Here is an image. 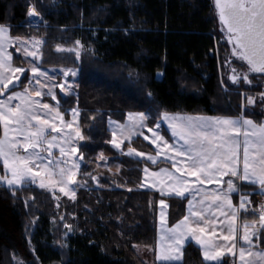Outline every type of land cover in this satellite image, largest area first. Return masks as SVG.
I'll use <instances>...</instances> for the list:
<instances>
[{"label":"trees","instance_id":"16d2710c","mask_svg":"<svg viewBox=\"0 0 264 264\" xmlns=\"http://www.w3.org/2000/svg\"><path fill=\"white\" fill-rule=\"evenodd\" d=\"M32 4L46 26H25ZM6 24L13 35L44 38L43 68L79 70L76 94L60 96L61 110L66 118L69 109L80 110L86 137L79 145L82 176L95 174L99 183L87 179L75 200L63 197L57 202L45 189L0 185V264H236L231 257L205 262L193 243L184 248L181 263L154 260L159 201L168 203L173 226L185 217L189 198L141 189L145 161L121 156L111 145L108 129V119L123 120L130 112H148L153 120L167 112L243 116L264 123V74H250L232 55L233 45L226 41L229 35L222 30L213 1L0 0V25ZM58 46H81L79 59L76 52H58ZM20 59L16 56L15 63ZM236 67L251 84L227 80ZM27 79L25 75L23 86L15 89L23 88ZM249 97L254 98L250 105ZM127 146L154 152L141 138ZM99 153L118 160L120 171L111 175L97 169ZM258 188L240 185L253 203L250 208L260 205ZM245 219L251 221L252 213L242 211L241 222ZM65 223L75 231L62 241ZM137 247L148 249L149 258ZM257 247L264 248V232Z\"/></svg>","mask_w":264,"mask_h":264},{"label":"snow or ice","instance_id":"6c2138e0","mask_svg":"<svg viewBox=\"0 0 264 264\" xmlns=\"http://www.w3.org/2000/svg\"><path fill=\"white\" fill-rule=\"evenodd\" d=\"M215 6L223 26L222 30L226 29L229 43L233 45L232 55L246 62L249 71L264 74V0H215ZM28 15L39 17L40 14L32 7ZM5 33L6 29L0 26V96L5 97L0 99V125L3 126L0 158L3 160L5 170V174L0 175V183L16 190H22L26 182L38 184L41 189L52 190L58 187L61 193L74 199L75 190L69 186L76 183L80 167L79 163L72 159L79 151L74 141L83 137L79 130L65 133L64 129H72V124H65L61 114L49 104L32 100L26 87L24 92L15 91L16 84L13 81L20 80V76L16 74L23 75L25 69L12 66V57L5 51ZM40 43L35 41L36 51H29L23 44L21 47L27 56L35 60L38 58ZM76 43L79 45V41ZM56 50L74 51L61 47H57ZM76 56L79 59L78 52ZM61 71L65 77L70 74L76 75L71 69ZM231 71L229 79L235 84L240 80V74H237L235 68ZM31 72L33 77L28 83L32 84L34 81L40 85L35 89V95L38 97L46 94L56 100L52 91L54 87L66 92L67 85V90H71L72 86L67 84V81L59 85L41 83L39 77L48 80L52 77L42 72L38 66H33ZM131 75L133 74L130 73ZM243 79L251 83L247 75H243ZM9 85L13 86L12 90L5 96ZM45 87L48 91L42 93L41 89ZM15 101L19 102L14 103ZM247 102L254 103L251 97ZM54 111L55 118H59L61 122V127H57L56 123L49 119ZM72 115L75 117L78 112L73 109ZM160 115L171 130L172 143L157 131L161 127L160 122L147 128L152 134L151 139L144 135L143 129L147 127L145 122L149 116L143 112L129 113L130 124L118 129L124 139H130L133 134L140 135L144 140H150L157 149L156 155L153 156L129 146L124 155L146 158L152 164H156L158 157L163 155L164 161H169L171 168L175 169L174 172L168 168L149 172L145 167L143 169L145 177L151 178L149 187H155L162 197L186 198V194L191 193L192 199L195 200L199 196L195 205L189 200L188 215L173 228L162 229L156 259L161 262L180 260L184 242L191 237L202 249L205 261L219 262L227 253L233 258L238 255L240 264H264V251L252 250L255 247L253 237L258 238V234L264 232V203L259 209L250 208L249 195L242 192L233 179L226 182V191L209 192L203 187L220 185L222 178L229 176L246 184L258 185L260 193L264 195V125L257 126L243 116L232 119L193 118L170 115L167 112ZM112 135L111 143L116 149H121L123 139L120 142L116 141V131H113ZM240 136L244 137L242 156L241 144L237 139ZM54 148H58L59 159L53 158ZM21 150L24 155L18 154ZM100 158H103L102 154ZM78 160H83V156L80 155ZM193 177L194 180L191 179ZM233 192L239 195L238 207L233 205L230 198ZM159 204L163 224L164 209L168 205L163 199ZM241 211L251 212L253 219L251 221L245 219L238 228L237 220ZM220 217H223L222 221ZM218 223L226 226V234L218 235ZM64 227L71 229V225L67 223ZM219 231L223 233L224 229L221 228ZM64 246L66 245H62Z\"/></svg>","mask_w":264,"mask_h":264},{"label":"rangeland","instance_id":"374dc122","mask_svg":"<svg viewBox=\"0 0 264 264\" xmlns=\"http://www.w3.org/2000/svg\"><path fill=\"white\" fill-rule=\"evenodd\" d=\"M213 5H214V3H213ZM32 7H35L36 11L39 12L40 15H39V17L35 18V17H30L27 14V16H28L27 17V24L25 26L26 27L30 26V27H33V28H36V29L41 28V26H46L45 23H44L42 14L40 13V11L37 9V7L35 5L32 4L29 7L28 13H29V11H30V9ZM215 11H216V9H215ZM216 13H217V11H216ZM217 16H218V14H217ZM0 26L4 27L6 29V33L4 35L5 51H6L7 54H10L11 57H12V59H11L12 66H14V67H22V68L25 69V72H24L23 75H21L19 73L16 74V75L20 76V80L19 81L14 80L13 83L16 84V87H18V86H20L24 76L27 75V77H28V79L26 81L27 82L26 85L23 88L15 89V91L16 92H24L25 87H26L28 89L29 94L31 95L32 100L40 101L41 103H47V104L50 105V107H52L53 109L58 111L61 114V116L63 117V121H64L65 124H68V123L72 124V129H64L65 133H67L68 131H73L74 132L75 130H79L80 131L81 136L83 137V139H78V140L74 141V143L77 144L78 147H79V145L86 140V137L83 134V132L81 130V127H80V110L78 108L69 109L68 112H69L70 117L66 118L64 113L61 110V100H60V96H69L71 94H76V88L78 87L79 70L78 69H74V68H43L42 65H41V61H42L41 59H42V48H43V46L45 44L44 38H42V37H29V36H23V35H20V34L13 35L11 33V28L12 27L9 24L0 25ZM221 26H222V24H221ZM224 31H225V33H227L226 30H224ZM225 38H226V41L228 42V44L231 46L232 44L229 43V38L228 37H225ZM35 41H40L41 43L38 46V58L34 60L31 56H27L26 55V53L24 52V48H22L21 45L23 44L25 47L28 48L29 51H36L37 48L34 47ZM58 47H61V48H64V49H74V51H72V52H76V53L78 52L79 55H80V53L82 51L81 46L78 47V48H69L67 46H58ZM64 52H68V51H64ZM231 53H232V49H231ZM16 56L21 58L20 59L21 62L18 63V64L15 63ZM244 64L248 68V65L246 64V62H244ZM33 66H38L42 72H46L49 77H52L51 80H48L45 77H39V79L41 80V83L51 84V85H59L61 83H65V81H67V84H71V86H72L71 90L70 91L67 90V85H66V92H61L59 87H54L52 89V91H53L54 95L56 96V100H53L51 98V96L46 95V94H44L42 96H39V97L36 96L35 95V89L39 88L40 85L35 84L34 81H33L32 84L28 83L29 79H32V77H33V74L31 72V68ZM69 69L74 70L76 72V75L72 76L70 74L68 77H65L61 70H69ZM235 69H236L237 74H240V80L239 81H241V80L244 81V79H243V75H245L244 72H243L244 70L241 71L239 67L238 68L236 67ZM247 70H249V69H247ZM249 73L252 74V75H263V74H259V73L256 74V73L251 72V71H249ZM231 75H232V71H230L227 74V80L230 83H232L231 80L229 79V77ZM239 81L237 83H239ZM251 83H252V81H251ZM12 87H13L12 85H9V89L7 90L8 92L7 91L5 92L6 95H8V93L10 92L9 90H11ZM41 91H42V93H47L48 88L45 87V88L41 89ZM4 98L5 97H0V99H4ZM252 99L254 101V98H252ZM57 101L59 102L58 105H57ZM18 102L19 101H15L14 103H18ZM73 109H75L78 112V115L75 116V117L72 115V110ZM45 111H47V110H45ZM130 113H140V112H130ZM143 113H145L146 115L149 116V119L145 122L147 127L145 129H143L144 135L149 136V138L151 139L152 138V134L147 131V128H151V127H153L154 123L160 122L161 123V127L157 131H159L160 134L163 135L166 140H168L170 143H172L173 142V138L171 136V130L168 128L167 123L162 121L161 116H159L157 119L153 120L152 116L148 112H143ZM128 114L129 113L126 114V117L123 120H116V119H113V118L108 119V129L111 132V141L113 140V135H112L113 131L117 132V136H116V141L117 142H120L121 139H123V143L121 144V149H119V150L116 149L114 147V145L111 143L112 147L121 156H127V155H124V153L127 151L128 147H129L127 145L130 144L132 141H134V140H136L138 138H141L142 140H144L143 136L136 135V134L131 135L130 139H124L120 135L118 129L120 127H127L130 124V121L128 120ZM169 114L170 115H179V116H184V117H193V118H195V117L220 118V117H214V116L192 115V114H186V113H169ZM53 118H55V111L52 113V116L49 117V119H52V122L56 123L57 127H61V122H60L59 118H55V119H53ZM232 119H235V118H232ZM247 119H250V118H247ZM250 120H252V119H250ZM253 123L255 125H257L254 121H253ZM51 135H59V134L51 133ZM2 138H3V126L1 125V136H0V139H2ZM237 139L240 141V144H241V156H242L243 139H244V137L240 136ZM144 141L146 143H149L154 148V152L140 151V150H137V149L136 150L140 151V152H143L145 154H149V155L155 156L156 155V150H157L156 146L151 144L150 140H144ZM180 143H182V142H180ZM18 154L24 155L22 150ZM101 154H102L103 158H100ZM79 156H80V154H79V151H78L72 157V159L75 160L80 165L79 171L77 172V175H76V183L69 186L70 189H74L75 190V198L74 199L70 198L69 196H65L63 193H61L58 190V187L54 188L52 190L45 189V190H48V191H50L52 193V196L54 197L56 202L59 201L63 197H66V198L71 199V200H75L77 191L80 188L86 187L87 182H88L87 179H90L91 181H93L95 183V186H98L99 176H97L95 174H90L89 175V173L86 174L87 178L82 176L81 167L84 164V160H78ZM127 157H129V156H127ZM53 158H55V159H59L60 158L59 157V153H58V148H54L53 149ZM130 158H134V159L145 161V165H144L143 169L145 167H147L149 169V172L159 171L161 168H168L170 171H173V172L175 171V169L171 168V163L169 161H164V156L163 155L158 157L156 164H152L150 161H147L146 158H137L135 156H132ZM161 161H164V162L161 163ZM0 162L3 164L2 158H0ZM96 168L99 169L100 171H104V172H107V173H109L111 175H114V174H116V173H118L120 171L121 163L118 160H114L111 156H109L107 154L99 153L98 156H97ZM2 169H0V175H4L5 174L4 165H3ZM100 174H101V172H100ZM92 177H95L96 179H93ZM191 179L194 180L195 178L193 177ZM229 179H233L234 183L236 182L235 178H232V177H229V176H224L222 178V182H221L220 185L212 184V185H205L203 187L205 188L206 191L223 189V188H226V182ZM149 184H151V178H146L145 174H144V171H143V181H142V183L140 185V188L141 189H156L155 187H149ZM0 185L8 187L4 183H0ZM24 186L38 187L39 188L38 184H30V183H27V182L25 183ZM64 229H65V231H64V235L62 237V241H67L69 237H72L74 235V231L75 230H74V228H72V226H71V229H68V228H65V227H64ZM259 237H260V233L258 234V238L257 237H253V241H254L255 245L259 244ZM66 243L64 245H66ZM147 251H148V249H146V248L137 247V252L141 256L146 258V259L149 258V254H150V253L147 254ZM153 258L155 260V256H153Z\"/></svg>","mask_w":264,"mask_h":264},{"label":"crops","instance_id":"0c3cea01","mask_svg":"<svg viewBox=\"0 0 264 264\" xmlns=\"http://www.w3.org/2000/svg\"><path fill=\"white\" fill-rule=\"evenodd\" d=\"M8 92V91H7ZM6 95V94H5ZM0 97H4V96H0ZM244 118V117H243ZM247 119V118H246ZM256 123V122H255ZM257 124V123H256ZM258 126H260V125H264V123H262V124H257ZM235 183H237L238 185H239V187H240V185L241 184H243V183H245V182H242V181H237L236 180V182ZM149 190H153V191H156V189H149ZM209 192H211V191H213V190H208ZM217 191H226V188H223V189H217ZM158 192V191H157ZM257 192L259 193V195L257 196V198H256V200L258 199V200H261V204L262 203H264V195H262L261 193H260V189L258 188V190H257ZM186 197H188L189 198V200H192V203H193V205H195L196 204V200H198L199 199V196H197L196 197V199L195 200H193L192 199V196H191V193H187L186 194ZM230 198H231V200H232V203H233V205L234 206H236V207H238V205H239V195L236 193V192H233V193H231L230 194ZM189 200H188V202H189ZM166 202V201H165ZM167 203V202H166ZM167 205H168V203H167ZM259 207H260V205L258 206V207H256V209H259ZM160 212H161V209H160V204H159V208H158V228H157V246H156V251H155V260H156V262H158V263H181L182 261H183V251H184V248L188 245V244H190V243H193V244H195L200 250H201V254H202V249L200 248V246L198 245V244H196L195 243V241L191 238V237H189L185 242H184V246H183V248H182V257H181V259L180 260H172V261H166V262H161V261H159V260H157L156 259V256H157V254H158V252H159V241H160V236H161V234H162V229H170V228H173L175 225H173V226H170L169 225V205H168V207L166 208V209H164V223L162 224L161 223V215H160ZM242 212V211H241ZM241 212L239 213V219L237 220V226H238V228L240 227V225H241ZM186 215H188V203H187V208H186ZM185 215V216H186ZM182 220V219H181ZM180 220V221H181ZM220 220L222 221L223 220V217H220ZM179 221V222H180ZM221 228H223L224 229V232L223 233H221L219 230L221 229ZM217 231H218V235H221V234H226V231H227V229H226V226L224 225V224H220V223H218L217 224ZM221 243H223V242H221ZM240 243L242 244V241H240ZM257 245L258 244H256L255 245V247L252 249L253 251H257V252H260V251H264V248H259V247H257ZM239 246H240V244H238V246H237V248H239ZM202 257H203V254H202ZM226 257H231V255L230 254H225L222 258H221V260L219 261V262H217V261H205V262H208V263H221V262H223V260L226 258ZM231 258H233V257H231ZM233 259H235V263L236 264H240V262H239V260H238V255H237V257L236 258H233Z\"/></svg>","mask_w":264,"mask_h":264},{"label":"water","instance_id":"95a60500","mask_svg":"<svg viewBox=\"0 0 264 264\" xmlns=\"http://www.w3.org/2000/svg\"><path fill=\"white\" fill-rule=\"evenodd\" d=\"M213 3H214V7H215V9H216V6H215V0H213ZM216 11H217V14H218V10L216 9ZM218 17H219V14H218ZM219 22L221 23V21H220V19H219ZM226 30V29H225ZM227 32V31H226ZM231 44V43H230ZM256 74H258V73H256ZM260 74V73H259Z\"/></svg>","mask_w":264,"mask_h":264},{"label":"built area","instance_id":"2783aa9c","mask_svg":"<svg viewBox=\"0 0 264 264\" xmlns=\"http://www.w3.org/2000/svg\"><path fill=\"white\" fill-rule=\"evenodd\" d=\"M36 18V17H35ZM257 204H260V201L257 202ZM249 206H253V203L251 202V204Z\"/></svg>","mask_w":264,"mask_h":264}]
</instances>
